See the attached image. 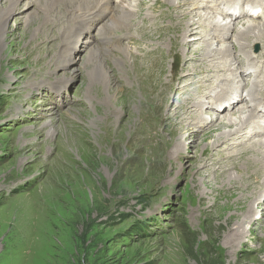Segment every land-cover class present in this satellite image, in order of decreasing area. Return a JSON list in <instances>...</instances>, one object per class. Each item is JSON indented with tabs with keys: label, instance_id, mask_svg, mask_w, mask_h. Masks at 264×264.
<instances>
[{
	"label": "rangeland",
	"instance_id": "1",
	"mask_svg": "<svg viewBox=\"0 0 264 264\" xmlns=\"http://www.w3.org/2000/svg\"><path fill=\"white\" fill-rule=\"evenodd\" d=\"M167 1L171 12L163 26L144 39L179 41L187 69L224 67L220 51L230 39L202 46L191 37L203 36L199 25L211 18L187 3ZM71 2L64 0L56 11H34L29 0H18L0 32V91L29 90L30 70L39 78L52 72L76 26L64 6ZM6 4L0 0V7ZM190 24L196 29L185 37ZM117 29L126 28L119 23ZM258 35L252 31L244 39ZM87 49L81 46L67 70L54 74L59 82L71 81L59 109L37 104L21 111V125L0 131V264H264V136L227 144L239 126L237 114L220 115L209 128L192 131L182 102L170 97L167 77L158 81L162 61L152 69L145 60L129 59L128 52L126 60L122 49L99 50L107 67L106 60L119 59L111 74L114 67L127 75L112 76L105 85L90 74L95 66ZM152 72L157 81H138ZM67 73L74 75L66 78ZM83 99L88 102L82 106ZM3 109L1 98L0 122ZM174 112L182 122L167 115ZM28 175L37 176L2 191L5 183ZM143 196L154 200V208L166 198L174 204L166 232L144 237L146 223L123 219L126 202L139 204Z\"/></svg>",
	"mask_w": 264,
	"mask_h": 264
},
{
	"label": "bare ground",
	"instance_id": "2",
	"mask_svg": "<svg viewBox=\"0 0 264 264\" xmlns=\"http://www.w3.org/2000/svg\"><path fill=\"white\" fill-rule=\"evenodd\" d=\"M64 0H29V4L32 6V7H34V5L36 6V8L34 9V11H37V9L38 8H40V7H48V8H50L51 10H57V8L59 7V5H60V3L61 2H63ZM93 0H72V2L70 3V4H68V3H65L64 4V6L66 7V8H69V9H80V8H82L83 6H85L86 4H90V3H93V4H95V3H99L101 0H95L94 2H92ZM185 0H177V3L180 5L181 3L183 4V5H185L186 4V2H184ZM18 2V0H7V4L5 5V6H1L0 7V32L2 31V28H3V25H4V23H5V21L7 20V17L9 16V14L12 12V9L15 7V4ZM188 2V1H187ZM97 5V4H96ZM95 5V6H96ZM94 6V7H95ZM119 9H120V11L121 12H123V13H125V14H127V13H129V11H128V9L124 6V5H119ZM186 17H189L188 15H185V18ZM37 23V22H36ZM42 23V22H41ZM44 23H45V21H44ZM246 23V21L245 22H243L242 20H238L234 25L236 26V25H240V26H242V28H243V26H244V24ZM34 24H35V22H34ZM193 24V23H192ZM192 24H190V25H188L187 27H186V29L187 30H185V31H183L184 32V36L186 37L187 36V33L189 32V31H191V30H195L196 28L195 27H193V25ZM41 25V24H40ZM33 26V25H32ZM38 26V25H37ZM250 26H254L255 27V29H260L261 28V26L259 25V24H257V23H253L252 25H250ZM44 27V26H43ZM33 28V27H32ZM40 28H41V26H40ZM43 29V28H42ZM44 29H46L45 27H44ZM227 29H230V27H228ZM262 29H264L263 27H262ZM37 30V29H36ZM40 30V29H39ZM233 31V30H232ZM182 32V33H183ZM193 32V31H192ZM243 31H240V32H238L237 33V36H238V39L240 40V39H242L243 37H244V35H243V33H242ZM36 33V32H35ZM195 34H197V32H195ZM241 36H243V37H241ZM209 37H212L211 35H209ZM257 37V36H256ZM174 39V38H173ZM191 39H195L196 41H203V37L202 36H198V37H191ZM230 39V38H229ZM228 39V40H229ZM171 40V39H170ZM89 41H84L83 43H81V46L83 47V46H87V60H89V61H92V63H93V65L95 66L94 67V71L92 72V73H90L92 76H94L95 77V79H99V80H103L104 81V84L105 85H108V84H110L111 82H112V75H111V73H110V70H109V68H110V66H111V64H115V63H118L119 62V59H117V57L116 56H113V57H111L109 60H106V63L109 65V67H107L106 66V64H105V61H104V58L103 57H101V55H100V51H99V49H97L93 44H86V43H88ZM229 43H231V39L228 41ZM190 43V42H189ZM185 45H186V43H185ZM81 46H80V48H81ZM120 49H122L123 50V52L126 54V49L123 47V46H120ZM197 50V49H196ZM211 50V49H210ZM223 50H226V48H224ZM209 51V50H208ZM214 51V50H213ZM220 52H222V51H220ZM224 56H226V55H224ZM222 58H224V57H222ZM72 59H73V57H72ZM102 62V63H101ZM81 69V68H80ZM108 69V70H107ZM82 70V69H81ZM75 73H77L76 71H75ZM69 74H71V73H67L66 75H65V77L67 78V77H69V78H72V77H70L69 76ZM72 76L74 75V74H71ZM111 75V76H110ZM59 88V87H58ZM58 88H57V90H58ZM211 95H213V96H217V94L216 93H213V94H211ZM212 98V96L209 98V99H211ZM200 109L199 108H197V109H195V113H198V111H199ZM241 112V108H238V109H235V110H232V111H227V112H225L224 113V115L223 116H225V115H227V114H229L230 116L231 115H236V114H238V113H240ZM208 113H213V112H208ZM218 118L219 117H215L214 119L212 118V121H210V122H206L205 123V126H204V128H203V130L204 129H206V128H209L211 125H212V123H213V121H217L218 120ZM231 118V117H230ZM234 124H235V122H234ZM189 125H190V129H193V127H192V124L191 123H189ZM229 125V124H228ZM236 126L237 125H240L239 123H236L235 124ZM234 125V126H235ZM229 126H233V125H229ZM239 127V126H238ZM50 128V127H49ZM49 131V130H48ZM193 131V130H192ZM197 131H200V130H197ZM240 131V128L239 129H235V131L233 132V133H231L230 134V136H232V138H234V137H236V136H238V132ZM50 132V131H49ZM52 133V132H51ZM225 143V142H224ZM177 149V148H176ZM199 161V160H198ZM198 163L197 161H194V163ZM195 163V164H196ZM234 173L233 172H228L227 173V175H226V177L227 178H229V179H234L233 177H232V175H233ZM261 199V198H260ZM263 200H264V198H263ZM262 203V202H261ZM165 204H167V203H165ZM256 204H259V203H256ZM263 204V203H262ZM169 207H171V204L169 205ZM259 218H261V216H259ZM256 219V218H255Z\"/></svg>",
	"mask_w": 264,
	"mask_h": 264
}]
</instances>
